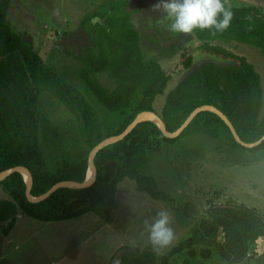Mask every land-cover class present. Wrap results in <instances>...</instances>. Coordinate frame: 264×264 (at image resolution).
Masks as SVG:
<instances>
[{"label": "trees", "instance_id": "16d2710c", "mask_svg": "<svg viewBox=\"0 0 264 264\" xmlns=\"http://www.w3.org/2000/svg\"><path fill=\"white\" fill-rule=\"evenodd\" d=\"M127 1L110 0L103 14L95 13L83 20L85 25L94 17L101 19L90 23L94 45L76 58L81 63L76 73L82 87L67 82L46 65L26 34L13 30L0 11V171L15 165L26 166L33 178V196L44 193L61 180H84L88 152L107 137L98 128L91 101L110 113L121 115V123L113 134L122 132L144 110L156 112L166 129L174 132L193 109L203 104L220 109L245 142H254L264 134L259 73L245 55L217 44L240 42L264 53V14L258 6L223 3L231 12L225 29H193L190 33L201 50L227 60L223 63L207 60L191 69L192 54L181 53L180 69L187 73L175 81L173 73L159 59L145 57L139 32L126 10ZM217 19H223V15L219 14ZM102 75L111 81L110 87L102 83ZM44 90L50 91L76 116L84 146L77 156L38 108V97ZM199 133L233 148L250 152L264 150V141L252 148L241 146L228 126L210 111L198 113L175 138L165 137L155 123L144 121L122 140L96 153V179L88 187H62L44 200L32 203L25 197L26 182L20 173L0 181V191L8 196L0 199V222L6 223L3 232H10L19 213L50 222L92 212L102 222L111 224L119 205L115 199L117 185L125 178L134 180L136 189L151 198L168 201L169 196L159 189L156 179L141 173L149 162L148 152L158 151L184 135ZM41 135L56 152L52 163L42 150ZM177 209L185 217L186 238L163 254L131 248L122 253L120 261L123 264H200L201 260L216 254L226 264H241L256 257L258 240L264 238V218L255 207L227 200L225 203L209 201L199 215L188 211V203ZM258 259L260 263L264 261V252Z\"/></svg>", "mask_w": 264, "mask_h": 264}, {"label": "rangeland", "instance_id": "374dc122", "mask_svg": "<svg viewBox=\"0 0 264 264\" xmlns=\"http://www.w3.org/2000/svg\"><path fill=\"white\" fill-rule=\"evenodd\" d=\"M110 0H0V11L7 24L15 31L26 34L34 50L46 65L52 67L72 85L82 87L76 71L81 63L76 59L94 42L90 23L101 21L94 17L84 25L83 20L95 13L103 14ZM159 0H128L133 27L139 32L140 45L146 58L159 59L175 81L187 72L180 69L181 53H191V69L207 60L226 62L216 53L199 48L191 33L173 32L171 21L162 10L155 7ZM234 6L255 5L264 14V0H222ZM238 54L245 55L259 73L264 101V53L255 46L231 42H217ZM104 85L111 81L101 76ZM91 101V97L87 95ZM162 95L159 96V100ZM95 120L102 135L113 134L121 123L119 113L113 114L91 101ZM38 108L48 118L52 127L77 156L84 148L78 131V120L50 91L38 97ZM42 150L49 163L56 158L55 150L41 135ZM149 162L142 174L152 175L168 201L156 200L136 189L135 181L125 178L117 185L115 199L118 208L113 212V222L107 224L94 213L60 221H38L22 213L16 219L11 235H6L0 222V264H22V260H37L38 264H109L114 252L121 246L169 251L188 236L184 215L178 211L185 203L188 211L199 215L207 203H225L233 200L255 207L264 218V150L250 152L224 145L206 134L184 135L158 151L148 152ZM219 193V194H217ZM0 191V199L7 198ZM161 211L167 212L172 239L165 245L150 239L149 225ZM38 226V227H36ZM10 233V232H9ZM38 241V242H37ZM19 242L18 249L14 244ZM24 242V243H23ZM264 238L258 240L256 257L241 264H264L258 257L264 252ZM120 250V249H119ZM118 251V250H116ZM111 255V256H110ZM115 262V258L111 259ZM112 262V263H113ZM200 264H226L218 255L201 260Z\"/></svg>", "mask_w": 264, "mask_h": 264}, {"label": "water", "instance_id": "95a60500", "mask_svg": "<svg viewBox=\"0 0 264 264\" xmlns=\"http://www.w3.org/2000/svg\"><path fill=\"white\" fill-rule=\"evenodd\" d=\"M202 111H210V112L215 113L228 126L233 138L235 139V141L243 147L252 148V147H255V146L261 144L264 141V134L258 140L254 141V142L243 141L239 137L235 127L233 126V124L231 123L229 118L220 109H218L217 107H215L214 105H211V104H203V105H200V106L196 107L195 109H193L191 111V113L187 116V118L184 120V122L180 125V127L177 128L174 132H170L166 129V126H165L163 120L161 119V117L156 112L150 111V110H144V111H140L139 113H137L136 116L134 117V119L126 126V128L122 132L103 138L88 152V155H87V165L88 166H87L86 176H85L84 180H82L81 182L74 181V180H61V181L54 183L44 193H42L38 196H33L31 194V188H32V183H33L32 174H31L30 170L24 165H15L13 167H10V168H7V169L0 171V181L4 180L6 177H8L9 175H11L15 172L20 173L26 182L25 197L29 202H32V203H36V202H40V201L44 200L50 194H52L54 191H56L57 189L62 188V187H69V188L88 187V186L92 185L96 179L97 169H96V166L94 163V158H95L96 153L100 149H102L103 147H105L109 144L115 143L119 140H122L124 137H126L128 135V133L137 124L144 122V121H151L158 126L161 133L165 137L175 138L188 126V124L191 122V120L198 113H200ZM121 254H122V250H119L116 252V254L114 255L115 262H113L112 264H123L119 259Z\"/></svg>", "mask_w": 264, "mask_h": 264}, {"label": "clouds", "instance_id": "9594fccd", "mask_svg": "<svg viewBox=\"0 0 264 264\" xmlns=\"http://www.w3.org/2000/svg\"><path fill=\"white\" fill-rule=\"evenodd\" d=\"M155 7L171 21L170 30L173 32L190 33L195 28L211 27L223 30L231 19V12L225 9L222 0H159ZM219 14L223 15V19H217ZM157 215L158 218L149 225L150 239L156 244L165 245L173 235L169 216L165 211Z\"/></svg>", "mask_w": 264, "mask_h": 264}, {"label": "crops", "instance_id": "0c3cea01", "mask_svg": "<svg viewBox=\"0 0 264 264\" xmlns=\"http://www.w3.org/2000/svg\"><path fill=\"white\" fill-rule=\"evenodd\" d=\"M20 216V213L17 215V217H16V219L18 218ZM16 223V222H15ZM5 226H6V223H5ZM4 226V227H5ZM4 227H1V229H2V231H3V229H4ZM36 227H38V226H36ZM14 229H15V225L13 226V228L10 230V233H5L6 235H11L10 237H11V240H10V242H12V243H14V239H12V233H13V231H14ZM38 242V241H37ZM24 243V242H23ZM16 245H19V242H17V243H15L14 244V249H18L20 246H16ZM121 247H124L125 249L124 250H122V253H125V252H127L128 250H130L131 248H135V247H131V246H121ZM120 247V248H121ZM119 248V249H120ZM119 249L117 248L116 250H118L119 251ZM113 251L112 253H111V255L114 253V252H117V251ZM132 250V249H131ZM116 254V253H115ZM114 254V255H115ZM110 255V256H111ZM114 255H113V258H111V259H114ZM122 255V254H121ZM121 257V256H120ZM119 257V258H120ZM110 259V263L109 264H112V260ZM22 264H38L37 263V260L35 259V260H32V261H30L29 259H24V260H22ZM49 264H53V262H51V263H49Z\"/></svg>", "mask_w": 264, "mask_h": 264}]
</instances>
